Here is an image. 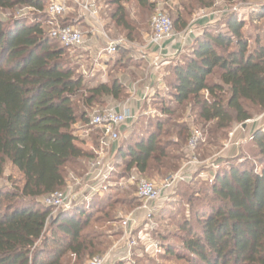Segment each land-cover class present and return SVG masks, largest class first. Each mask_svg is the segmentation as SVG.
I'll return each mask as SVG.
<instances>
[{
	"label": "trees",
	"instance_id": "obj_1",
	"mask_svg": "<svg viewBox=\"0 0 264 264\" xmlns=\"http://www.w3.org/2000/svg\"><path fill=\"white\" fill-rule=\"evenodd\" d=\"M130 1L146 8L155 4L110 1L116 5L112 13L116 26L129 34L134 25L127 19L125 3ZM190 1L201 9L215 3ZM186 5L173 20L178 29L187 27L182 10ZM18 7L35 11L31 19L0 18V264H65L67 253L78 258L97 254L95 236L86 231L92 221L103 220L92 215L96 199L103 197L110 206L116 202L111 203L109 194H97L54 214L44 198L67 187L69 165L81 175L84 162L95 155L83 146L86 141L76 134L75 125L82 123L91 130L89 109L104 97H127V91L118 76L92 86L86 83L65 57L68 47L51 37L44 0H0V9ZM257 12L255 20L260 21L264 5ZM244 26L237 13H230L225 31L205 28L191 53L181 61L174 58L167 68L168 94L176 105L191 102L199 118L215 122L217 130L250 120L247 104L264 111V25L256 35H249ZM252 39L254 46L249 45ZM213 75L218 79L212 81ZM162 112L175 111L162 104ZM155 123L149 133L136 134L118 146L117 164L123 161L126 170L135 168L144 177L149 171L179 169L182 157L168 151L178 141L165 144L163 122ZM92 131L89 137L98 145L100 132ZM252 142L260 167L243 161L218 173L207 190L209 205L197 211L196 222L181 226L186 233L179 247L162 245L166 256L186 264H264V129L254 133ZM7 163L22 175V186L1 185ZM100 212L105 214V209Z\"/></svg>",
	"mask_w": 264,
	"mask_h": 264
},
{
	"label": "rangeland",
	"instance_id": "obj_2",
	"mask_svg": "<svg viewBox=\"0 0 264 264\" xmlns=\"http://www.w3.org/2000/svg\"><path fill=\"white\" fill-rule=\"evenodd\" d=\"M44 1L48 7L53 0ZM110 1L97 0L99 18L94 20L85 16L78 2L65 0L68 10L59 17V20L60 23L72 25L85 33L88 41L94 36L91 24L96 22V26L104 25L103 28L106 29L110 38L124 39V44L117 54V61L109 62L108 67L104 68L111 77L120 74L119 78L122 82H126L125 74L128 73L126 70L130 68L129 66L136 65L138 61L136 56H133L135 48L133 42L143 40L144 33H151V19L158 9H163L175 21L180 6L187 4L186 10L182 9L187 20V27L178 29L174 26V38L178 37L182 43L186 44L175 56L177 61L183 60L191 53L190 48L195 38L205 28L210 26L225 31L226 17L232 12L237 13L244 21V29L249 35L261 33L260 30L264 25V18L260 21L255 20L258 8L264 5V0H242L239 6L235 0H215L213 7L208 9L198 8L192 5L190 0H150L155 3L152 8L140 7L137 2L130 1L125 3L127 19L134 25L133 31L129 34L128 30L116 26L112 18L116 5ZM47 7L45 8L46 19L49 18ZM34 11L29 7L0 9V18L8 20L13 16L31 19ZM249 45L254 46L255 41L250 40ZM88 54L89 52L83 47H68L65 57L77 68V73L82 74L84 68L90 71V66L87 64ZM175 59L173 60L176 61ZM134 75L135 81L138 75ZM84 76L86 83L90 86L101 81V78H97L100 76L98 73L94 76L92 74ZM211 79L215 81L218 76L213 75ZM110 80L107 79V81ZM125 89L128 90L127 87ZM131 90L134 93L135 89ZM168 93V85H166L161 92L155 93L150 101L145 102L135 113L133 120L122 126L120 138L113 146L114 152L111 155L113 168L108 178L99 179L98 175L91 170L95 155L84 162L86 171L81 172V175L75 174L73 167L69 165L67 187L64 190L70 195L72 205L84 199L89 200L97 194L103 196L105 193L110 195L111 203H116L110 206L109 200L106 201L103 197L96 199L95 203L98 206H95L92 215L94 218L102 217L103 220L99 223L92 221L86 231H90L92 237L95 236L94 250L97 254L95 253L93 257L86 255L78 258L74 254L67 253L64 257L65 264H90L97 257L103 259L102 264H186L184 260L176 256H166L162 245L170 244L176 248L181 245V238L186 233L181 226L187 221L196 222L197 211L209 205L207 190L218 173L227 171L232 163L238 164L243 161L248 162L250 166L260 167L259 155L252 139L257 130L264 129V111L247 104L252 116L250 120L243 123L234 122L227 130H217L215 122L207 123L199 118L191 102L179 107ZM224 95L228 97V94ZM126 98L123 97L120 100H126ZM112 100L113 98L104 97L89 109V114L92 115L95 111L113 105ZM162 104L171 105L175 112L172 115L163 113ZM82 109H84L83 106ZM157 119H161L164 125L163 142L166 144L168 141H172L168 143L178 141V145H170L168 151L182 158L179 164L177 163L179 165L177 171L170 173L163 170L161 174L149 171L145 175V178L153 181L160 189L159 199L152 201L146 207L137 194V183L132 180L133 176L143 175L135 168L131 171L126 170L123 161L117 164L115 153L118 146H125L133 136L136 138V134L149 133L156 127ZM193 129L198 130L200 137L196 149L188 151V140ZM75 131L84 142H88L90 133H93L90 129L86 130L82 123L75 125ZM192 155L197 157V162L189 164ZM98 181H100L99 184H97ZM168 183L171 185L167 186ZM22 184V175L10 163H7L1 185L14 187V185L22 186ZM165 189L168 190L165 191ZM198 191L202 192L198 195ZM58 209L61 208L54 207V214ZM102 209H105V214L100 212ZM124 221H127L126 225Z\"/></svg>",
	"mask_w": 264,
	"mask_h": 264
},
{
	"label": "built area",
	"instance_id": "obj_3",
	"mask_svg": "<svg viewBox=\"0 0 264 264\" xmlns=\"http://www.w3.org/2000/svg\"><path fill=\"white\" fill-rule=\"evenodd\" d=\"M64 1L65 0H53L47 7V13L49 14V33L51 37L58 39L67 47H83L86 51H89L85 33L72 25H64L60 23L59 17L63 16L68 10ZM75 1L80 4L86 17L94 20L99 18V6L97 0ZM235 2L237 6L242 4V0H235ZM99 32L102 35L104 44L99 51V59L106 60L108 57L118 53L119 48L124 44V39H112L103 29H100ZM173 33L174 23L172 18L163 9L156 10L151 19V33L149 34L148 44L150 46L161 45L163 41L171 38ZM82 74H91V71L84 68ZM134 118L135 113L132 112L131 109L123 108L117 110V107L115 106L106 107L100 111H95L94 114L90 115L91 130L95 129L100 132L99 144L95 145L94 143L91 147L96 156L95 161L91 165V170L98 175L99 179H106L110 175L113 168L111 162L113 146L120 138V130L122 126ZM199 137L198 130L193 129L188 140V151H194L196 149ZM195 162H197V157L192 155V158L188 163L191 164ZM132 180L137 183V194L144 201L146 207L152 201L159 199L160 189L153 181L138 175L133 176ZM170 185V183L167 184V186ZM44 202L49 206L57 208L67 209L72 207L70 195L66 190L57 191L46 196ZM126 224L127 221H124V225ZM102 261V258L97 257L93 259L90 264H102Z\"/></svg>",
	"mask_w": 264,
	"mask_h": 264
},
{
	"label": "crops",
	"instance_id": "obj_4",
	"mask_svg": "<svg viewBox=\"0 0 264 264\" xmlns=\"http://www.w3.org/2000/svg\"><path fill=\"white\" fill-rule=\"evenodd\" d=\"M96 24L97 22L91 24L94 36L90 38L89 41L87 40V46L89 48L87 64L90 66L89 70L93 76L97 75V73L100 75L97 77L98 79L101 78L99 82H107V79L110 78V73L105 71L106 69L104 70V68L108 67L109 62L117 61L118 53L108 57L107 59L109 60L99 59V51L104 45L99 30L103 29L106 31V29L103 28L104 25L96 26ZM149 34L150 33H144L143 40H136L133 42L135 46L133 49V56H136L138 61L136 65H130V68L126 70L128 72L125 74V76H127L126 82L123 81L128 89L126 100L119 101L113 99L112 101L114 103L112 102L111 104L113 105L110 106H115L117 109L129 108L132 112L136 113L146 101H150L153 98L155 93L161 92L166 87V76L169 73L167 68L178 51L184 48L186 44L182 43L180 38H174V36H172L163 41L161 45L150 46L148 44ZM134 74L138 75L135 81ZM118 77H120V74ZM131 89H135L134 93ZM93 144L94 141L90 138L83 146L86 149H91ZM99 183L100 181L97 182V184ZM166 190L168 189H165V191Z\"/></svg>",
	"mask_w": 264,
	"mask_h": 264
},
{
	"label": "water",
	"instance_id": "obj_5",
	"mask_svg": "<svg viewBox=\"0 0 264 264\" xmlns=\"http://www.w3.org/2000/svg\"><path fill=\"white\" fill-rule=\"evenodd\" d=\"M117 110H119V109H117Z\"/></svg>",
	"mask_w": 264,
	"mask_h": 264
}]
</instances>
